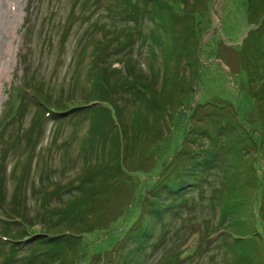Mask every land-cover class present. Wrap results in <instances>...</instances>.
<instances>
[{"label": "rangeland", "instance_id": "1", "mask_svg": "<svg viewBox=\"0 0 264 264\" xmlns=\"http://www.w3.org/2000/svg\"><path fill=\"white\" fill-rule=\"evenodd\" d=\"M8 1L15 6L17 19L0 37V201L5 208L15 205L22 210L33 230L51 226L54 214L81 199L78 190L71 188L83 171L85 152L80 147L90 130L88 116L100 109L110 112L108 125L105 119L99 121L106 135L127 143L125 171L113 175L115 186L109 187L111 193L106 190L110 193L102 207L106 218L121 209L134 188L136 198L140 186L150 184L151 176L170 161L176 145L182 146L190 137L200 139L203 129L214 131L226 125L223 137L238 147L241 133L234 123L241 122L264 143L263 7L249 11L250 0H208V5L207 0H169L176 12L173 33L182 31V35L151 47L147 37L151 23L145 15L144 24L137 27L144 42L135 43L128 53L130 72L111 80L106 95L99 97L101 83L92 85L86 77L91 54L103 50L104 65L109 63L111 69L124 72L126 65L124 56L115 52L118 43L98 46L95 31H106L107 24L117 26L118 19L109 15L111 3L112 9L122 12L131 7L124 6V0ZM106 33L107 39L123 40L120 32ZM32 91L46 101L50 115L40 114ZM89 100L95 102L89 110L60 114ZM91 135L96 138L94 130ZM100 146L98 141L93 149ZM258 148L248 147L245 169L257 163L260 167ZM221 179L219 175L212 180L220 185H207L205 192L192 194L183 216L170 222L173 228L168 224L164 245L144 264H158L169 252L170 240L184 241L178 250L182 257L192 255L191 264H264L261 250L254 257L251 252L241 256V249H233L237 242L229 243V249L217 241L205 242L212 235L204 232L215 228L213 190L220 188L223 194ZM254 194L249 198L255 200V214L264 228V190ZM133 206L124 221L116 218L109 232L93 228L85 247L68 264H113L118 253L103 252L127 230L137 204ZM187 245L195 246L189 251ZM96 253H103L102 257L96 259Z\"/></svg>", "mask_w": 264, "mask_h": 264}, {"label": "trees", "instance_id": "2", "mask_svg": "<svg viewBox=\"0 0 264 264\" xmlns=\"http://www.w3.org/2000/svg\"><path fill=\"white\" fill-rule=\"evenodd\" d=\"M168 1L124 0L122 4L131 7L128 12L112 9L111 3V8H108V11L112 14L109 15L117 18L118 24H116L117 26L107 24L105 28L108 33L111 31L120 32L123 40L118 41L114 36L107 39L106 31L101 29L95 31L99 34V36L96 35V41L98 46L102 47L115 46L118 43L115 52L124 56L123 64L126 66H124V72L121 68L111 69L109 63L104 65L103 50L100 53L91 54L86 77L89 78L92 85L101 83L99 97L106 95L111 87V80H119L125 71L130 72L128 61L131 58L128 53L135 43L142 44L144 42L142 31L137 27L144 24L142 19L145 15L151 23V28L147 32V37L149 36V41L152 42L151 47L154 44L159 46L164 40H169L174 35V38L182 35V31L173 33L172 26L175 25L176 12L172 9V3L170 4ZM180 1L182 3L186 0ZM206 3L208 5L210 2L207 0ZM260 7H263L264 11V0H250L247 8L249 11H254ZM170 11H173L174 14H171ZM151 47L150 51L152 52L154 49ZM94 50L95 48L91 52ZM75 75H78L77 71H75ZM128 77L133 78L132 76ZM135 83L140 84L143 88L148 87L141 81H135ZM32 96L36 100L37 108L41 111L40 114L45 110H50L46 101L35 95L33 91ZM91 101L89 100L86 104L75 103L78 105L64 108L63 112L61 109L58 110H61L60 114L86 111L95 103ZM109 115V110L100 109L96 115L88 116L90 117L88 126L90 130L80 147V151L85 152L81 167L83 171L79 173L76 184L71 188L78 190V194L82 197L73 200L75 202L71 203V206L66 205L62 209L63 212L54 214L53 216L56 217L53 218L51 226L42 230H33L22 210L20 211L15 205L5 208L6 205L0 201L2 205L0 207V264H68V260L75 261V254L79 253L82 246L85 247V238L91 235L89 233L93 228L98 231L107 229L109 232L111 230L109 227L111 224L113 225L116 218L121 216L124 221L125 216L135 204L137 207L127 230L117 240H114L111 247L104 250L103 253L110 250L113 253H118L113 264H144L153 251L155 252L161 245H164L168 224L183 216L184 211L189 208L188 200L192 194L199 191L205 192L207 185L212 187L220 185H215L212 181L219 175H222L220 181L223 180L221 183L223 194L220 188L217 192L213 190V194L217 197L216 204L220 205H212L214 206L213 211H217V218L212 223L215 227L214 230L210 228L204 232L212 235L205 242L214 244L217 241L227 249L230 248L229 243L237 242L238 244L233 249L235 248L236 251L241 249V256L245 254L247 256V253L251 252L250 256L254 257V252L258 253L261 250L263 251L261 257H264V228L255 214V200L250 201L249 198L252 194L256 196L254 193L257 189L261 194L264 190V166L262 165L264 155L258 156L259 151L264 152V143L260 137L259 139L254 137V130L244 126L241 122L234 123L241 133L237 139L241 140L238 147L234 146L228 138L223 137V133H227L226 125H220L214 131L203 129L200 139L192 137L186 139L182 146L176 145L174 155L156 172V176H151L150 184L146 182V187L141 188L140 186L142 192L139 191L135 195L136 198L133 196L134 188L133 193L128 194L127 202L122 205L121 209L106 218L105 209L102 207L109 201L111 193L109 187H114L116 183L112 176L125 171L126 158L123 154L127 147L125 141L123 143L122 140L106 135L104 127L99 121L105 119L108 125ZM92 130L96 133L95 139L91 135ZM98 141L101 145L100 150L93 149ZM256 146L259 147L255 155L259 160L260 167L257 163V166L255 165L252 169H245L243 166L248 157L243 156L249 153L248 147L251 150L257 149ZM255 159L252 160L256 161ZM247 171H249L248 175L245 174ZM261 201L264 204L263 195ZM75 231L79 233L77 234ZM173 232L177 234L176 231ZM106 235L100 237H107ZM170 241L171 245L166 246L169 248V252L163 253V259L158 264H191L192 255L182 257L178 250L184 241L181 244ZM194 246L190 249V245H187L186 248L190 251ZM103 253H96V259L101 258Z\"/></svg>", "mask_w": 264, "mask_h": 264}, {"label": "bare ground", "instance_id": "3", "mask_svg": "<svg viewBox=\"0 0 264 264\" xmlns=\"http://www.w3.org/2000/svg\"><path fill=\"white\" fill-rule=\"evenodd\" d=\"M15 19H17L15 6L10 4L8 0H0V37L6 34V29L13 25ZM6 55H8L7 52Z\"/></svg>", "mask_w": 264, "mask_h": 264}]
</instances>
